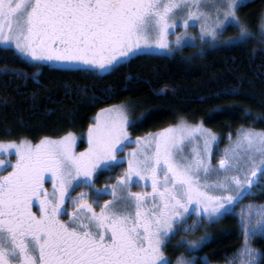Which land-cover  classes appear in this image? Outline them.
Listing matches in <instances>:
<instances>
[{
    "label": "snow or ice",
    "instance_id": "snow-or-ice-1",
    "mask_svg": "<svg viewBox=\"0 0 264 264\" xmlns=\"http://www.w3.org/2000/svg\"><path fill=\"white\" fill-rule=\"evenodd\" d=\"M209 3L214 15L205 10ZM240 6V0H0V43L14 45L38 63L63 62L95 73L144 46L167 47L178 14L185 29L189 20L200 21L201 38L215 39L231 26L238 35L229 40L244 44L254 33L240 22ZM259 32L264 42V16ZM130 123L124 105L100 109L81 152L74 150L72 132L36 142L0 141V156L14 150L16 157L0 159V264H207L197 255L207 236L181 237L176 247L185 251L174 261L166 258L164 245L177 232L195 231L201 220L226 214L250 193L257 177H264V131L241 128L214 168L210 156L216 137L202 123L180 121L135 140ZM128 142L136 147L119 157ZM125 159L127 167L115 183L95 187L98 169ZM221 171L224 175L211 184L202 179ZM133 183L141 190L132 191ZM81 185L89 191L71 195ZM104 195L109 198L92 199ZM193 214L196 219L189 223ZM255 217L242 213L245 244L237 253L239 264H258L260 253L248 239L264 232V206Z\"/></svg>",
    "mask_w": 264,
    "mask_h": 264
},
{
    "label": "trees",
    "instance_id": "trees-1",
    "mask_svg": "<svg viewBox=\"0 0 264 264\" xmlns=\"http://www.w3.org/2000/svg\"><path fill=\"white\" fill-rule=\"evenodd\" d=\"M238 12L254 33L244 44L201 52L189 46L172 56L138 54L104 74L40 64L0 45V140L36 142L84 133L99 108L118 101L130 106L135 136L180 120L201 121L223 141L242 126L264 130V42L257 29L264 0H248ZM245 200L263 203L264 184ZM205 236L197 255L207 264L233 262L245 244L240 218L229 210L215 220L203 219L195 231L177 232L164 251L173 261L185 251L176 247L181 237ZM249 244L264 264V235H254Z\"/></svg>",
    "mask_w": 264,
    "mask_h": 264
},
{
    "label": "rangeland",
    "instance_id": "rangeland-1",
    "mask_svg": "<svg viewBox=\"0 0 264 264\" xmlns=\"http://www.w3.org/2000/svg\"><path fill=\"white\" fill-rule=\"evenodd\" d=\"M247 1L248 0H240V4L243 5ZM216 2L217 3H221L222 0H216ZM238 9H239V7H238ZM238 9H237V15L240 18V22L245 23L248 26V28L249 27L251 28V25L248 23L247 19L246 18H243L242 16H240V14L238 12ZM205 10L212 12L213 15H214V7H213L212 3H209L205 7ZM179 16H180V14H178V19L176 21V27L174 29H171L170 30V33H169V35L166 38L167 41H168V46L167 47H162V46H160L158 44H154L153 43V44H150L148 46H144L142 48V51L140 52V54H143V53H146V54L158 53V54H165L166 55V54H170V51H173V50L174 51L175 50H178L179 51L184 46L194 47V50L195 51L201 52V51H203V50H205L207 48H212V47H215V46H227V45H231V44H233V42H231L229 40V38H234V37H236L238 35V29L237 28L228 26L226 28V30L223 31L221 34H219V36L217 38H215V39H213L209 35H204L203 38H201V32H200V26H201V24H200V21L199 20H195V19L189 20V25L185 29V27L183 26V24H182L181 19L179 18ZM262 16H264V12H263ZM259 24H260V20H259V22L257 24L258 31H259ZM177 34H179L181 36V41H180L179 44L176 43V36H177ZM259 34H260V32H259ZM0 45L5 46V47H12V48L15 49L14 45H11V44H3V43H0ZM24 58H26L27 60H31V58L26 57V56H24ZM127 59L128 58H126L125 60H127ZM125 60H123V61H125ZM31 61H33V60H31ZM40 64H49V65H52V66H55V67H59V68H64V69H78V67L75 66V65H69L67 63L57 62V61H44L43 63H40ZM119 64H121V63H119ZM119 64L110 66V67L106 68L104 71H97V73H100V74L107 73V72L111 71L113 68H115ZM112 105H124L126 107L127 115H128L129 121H130V119H131L130 118V106H129V104L126 101L111 102V103L105 104L104 106H102L101 108H99V110L102 109V108H107V107L112 106ZM96 114H95V116H96ZM95 116L93 118V122L92 123L95 122ZM180 121H185L188 124H192V125H196V124L202 123L204 127L210 129L212 131V133L215 135L216 140L213 142V145H212V153H211V156H210L211 164H212V166L214 168L215 167H218V160H219V158L221 156L224 155V150L226 148H229L236 141V139H237V133H238V131L241 128H244V129L251 128V129H254L256 131H264L263 129L242 126V127H240L237 130V132L234 135L231 134V133L228 134L227 137L225 138L226 140L223 141L222 140V137H221V135L219 133H217L215 130H213L209 126L205 125L201 121H199V122H189V121H186V120H180ZM179 122L170 124V125L165 126V127L161 128V129H164V128L169 127V126H172V125H176ZM161 129H158V130H155V131H150V132H157V131H159ZM87 130L84 133H78V132L72 131V133H74L75 134V137H76V142H75V146H74V150L76 152H81V151H83L84 149H86L88 147ZM128 131H129V134H130V137H131L132 140H135V138L137 136H143V135L146 134L145 133V134L136 135V136L135 135H132L131 132H130L129 127H128ZM150 132H148V133H150ZM47 137H51V136H47ZM58 137H60V136H58ZM58 137H51V138H58ZM0 141L7 142V141H10V140H0ZM16 141H18V140H16ZM82 143H84V144L81 145ZM134 147H136V145L134 143H131V142L124 143L122 150L119 151L117 153V155L119 157H126L127 152L130 151ZM0 159H7V160L15 161L16 157H15V154H14V150H11V154L5 153L3 156H0ZM126 167H127V160L125 159L123 163H121V162H114V166L111 167V168H109V169H103V170L98 169L97 172L94 174L95 187L96 188H103L105 185H111V184L115 183L116 177L119 176V175H121L122 174V170L124 168H126ZM10 170H11L10 168H6L5 169V171H10ZM223 175H224V173L222 171L220 173L211 172L206 177H203L202 176V179H206L211 184V182L212 181H215L218 178V176L222 177ZM257 180H258V182L255 183V184H253L251 186L250 193L252 192V190H253L254 187L256 188V186H262L264 184V177L258 176L257 177ZM47 185L48 184L46 183V186ZM82 189L84 191H89V189L87 188L86 185H81L79 187H74V189L71 192V195L75 196ZM140 190H141V187L139 185L133 183L132 191H140ZM210 190L214 191L216 194H220L219 191L216 190V189H210ZM248 194L249 193H246L243 196H241L238 199V201L234 202L233 206L229 208V210H232L236 214H238V216L240 218L241 226H242V222H241L242 221V213L246 214L249 211H251L253 213V219H255L256 218L255 217V211H256V209L264 206V202L263 203H259V202H255V201L245 200V197ZM108 198H109V196H107V195L99 196V197L92 196V199H99L100 201H102L104 199H108ZM250 204L253 205V208L251 210L248 208V205H250ZM194 219H196V216L193 214L190 217V219H189L188 222L191 223V221L194 220ZM215 219H217V218H215ZM215 219H213V220H215ZM206 220H208V219H206ZM202 221L203 220H201L200 223ZM242 229H243V227H242ZM243 232H244V230H243ZM256 234H263L264 235V232H257ZM256 234H254V235H256ZM254 235H250L249 236V239L251 237H253ZM244 237H245V234H244ZM249 239H248V245L251 248L256 249V248H254L253 246H251L249 244ZM243 248H244V246L242 247V249L240 250V252L243 251ZM257 252H258V250H257ZM165 256H166L167 259H169L168 255L166 253H165ZM186 256H188V255H186ZM256 259L258 261V256L256 257ZM239 260H240V257L237 255V257L235 258V260L233 262H230V263H227L226 262V263H220V264H239Z\"/></svg>",
    "mask_w": 264,
    "mask_h": 264
},
{
    "label": "flooded vegetation",
    "instance_id": "flooded-vegetation-1",
    "mask_svg": "<svg viewBox=\"0 0 264 264\" xmlns=\"http://www.w3.org/2000/svg\"><path fill=\"white\" fill-rule=\"evenodd\" d=\"M185 47H189V46H184V47H182V49L183 48H185ZM189 48H193V47H189ZM181 50H173V51H170V54H166L167 56H172V55H174V54H176L177 52H180ZM193 52H198V51H193ZM138 54H140V53H138ZM151 55H165V54H158V53H150ZM137 55V54H136ZM135 56V55H134ZM134 56H131V57H128V59L127 60H125V61H123V62H126V61H128V60H130L132 57H134ZM123 62H121V63H123ZM46 183L48 184L46 187H48L49 189H51V181L50 180H47L46 181ZM50 183V184H49ZM33 210L35 211L36 210V208L34 207L33 208ZM62 219H67V216H63L62 217Z\"/></svg>",
    "mask_w": 264,
    "mask_h": 264
},
{
    "label": "water",
    "instance_id": "water-1",
    "mask_svg": "<svg viewBox=\"0 0 264 264\" xmlns=\"http://www.w3.org/2000/svg\"><path fill=\"white\" fill-rule=\"evenodd\" d=\"M128 79H129V77H128Z\"/></svg>",
    "mask_w": 264,
    "mask_h": 264
}]
</instances>
